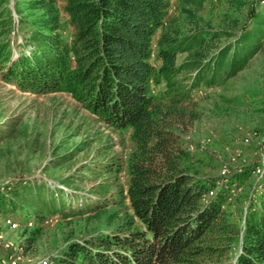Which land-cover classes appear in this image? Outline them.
<instances>
[{"label": "trees", "instance_id": "obj_1", "mask_svg": "<svg viewBox=\"0 0 264 264\" xmlns=\"http://www.w3.org/2000/svg\"><path fill=\"white\" fill-rule=\"evenodd\" d=\"M211 1L185 0L199 8ZM262 1L238 35L201 30L189 10L194 28L179 36L166 26L170 0H16L25 33L16 42L11 0H0L2 81L24 93L68 94L113 131L130 130L135 145L125 197L131 213L110 215L119 220L112 232L71 242L53 264H264V174L260 199L251 196L236 220L230 189L183 168L190 154L180 141L200 116L189 105L192 92L236 77L261 50ZM180 54L187 58L179 64ZM254 170L234 174L230 184L243 191ZM42 193L49 194L42 185L21 182L0 190V213L58 212Z\"/></svg>", "mask_w": 264, "mask_h": 264}, {"label": "rangeland", "instance_id": "obj_2", "mask_svg": "<svg viewBox=\"0 0 264 264\" xmlns=\"http://www.w3.org/2000/svg\"><path fill=\"white\" fill-rule=\"evenodd\" d=\"M15 1L11 0L10 8L16 22L15 41L20 42L25 33L19 18L24 16L16 13ZM245 1L248 6L240 9L218 0L206 2L203 8L170 0L166 26L175 35L190 34L194 28L186 13L190 10L201 30L238 35L256 5V0ZM225 43L227 39H222L220 45ZM156 46L155 42L157 50ZM186 58L187 54H180L178 63ZM189 105L200 116L180 136L184 149H191L190 158L182 162L184 169L201 180L218 182L224 165L230 167L231 176L256 169L264 161V43L236 77L194 90ZM0 131V190L20 182L42 185L49 193L42 196L55 200L60 209L43 215L20 209L0 213H15L24 227L29 221L34 224L5 234L7 240L23 245L26 263L48 258L53 264L71 242L112 232L119 220L113 223L110 215L122 218L131 213L125 200L128 163L135 150L130 130L113 131L68 94L24 93L0 76ZM106 167L114 172L107 173ZM254 171L243 191L231 196L236 220L244 217L251 196L260 199L262 182ZM67 179L71 186L62 183Z\"/></svg>", "mask_w": 264, "mask_h": 264}, {"label": "built area", "instance_id": "obj_3", "mask_svg": "<svg viewBox=\"0 0 264 264\" xmlns=\"http://www.w3.org/2000/svg\"><path fill=\"white\" fill-rule=\"evenodd\" d=\"M264 4V2H262ZM249 143V142H248ZM187 151L191 149L187 148ZM243 170H240L241 173ZM255 174L258 178H262L264 174V161L261 162L255 169ZM221 181H217V188L223 187L225 189H230V195L234 196L242 191V187L236 184H230L231 169L228 165H224L220 172ZM215 191L210 192V196H213ZM34 226L32 221L24 227L22 226L20 220L12 215L0 214V264H52L51 259L45 258L43 260L37 261L35 263H26L25 250L22 244L14 243L5 238L7 233H15L22 230L23 228H31Z\"/></svg>", "mask_w": 264, "mask_h": 264}]
</instances>
